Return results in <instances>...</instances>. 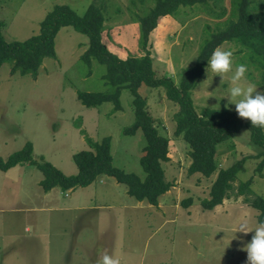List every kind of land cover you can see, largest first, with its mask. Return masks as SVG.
<instances>
[{
    "label": "rangeland",
    "instance_id": "obj_1",
    "mask_svg": "<svg viewBox=\"0 0 264 264\" xmlns=\"http://www.w3.org/2000/svg\"><path fill=\"white\" fill-rule=\"evenodd\" d=\"M91 3L101 10L102 43L110 53L120 60L148 54L155 76L176 85L182 72L195 64L209 34L236 20L232 0H207L205 8L179 6L159 19L144 44L140 19L150 13L154 0H0V31L7 42L24 41L38 33L40 22L55 5H67L82 16ZM261 3L264 0H255L254 5ZM88 45L86 35L63 27L55 38L56 58H45L35 78L11 75L10 63L1 65L0 158L30 142L35 160L72 176L77 174L73 155L91 150L88 140L110 137L112 165L144 180L139 163L146 145L142 130L124 133L135 122L129 90H121L120 110L110 102L85 107L77 99L79 92L115 91L104 80V65L91 59L88 66L81 59ZM219 47L233 52L232 70L245 64V82L264 92L262 59L235 41ZM230 74L221 80L211 73L207 78L204 71L190 91L196 113L222 107L237 113L234 104L226 105V97L219 100L230 86ZM138 92L160 134L169 139V160L163 164L172 184L169 191L152 206L129 196L125 185L104 175L85 188L44 192L43 175L33 165L0 171V264H96L104 253L118 255L121 264H246L241 245L253 232L232 237L241 221L253 226L258 212L235 192L214 209H202L200 202L208 198L216 174L205 178L188 173V146L173 135L177 106L165 97L163 88L141 85ZM260 152L243 127L220 143L216 162L226 169ZM257 161L246 160L233 190L252 179L250 196L264 198V167L259 175ZM188 200L186 207L183 203Z\"/></svg>",
    "mask_w": 264,
    "mask_h": 264
},
{
    "label": "trees",
    "instance_id": "obj_2",
    "mask_svg": "<svg viewBox=\"0 0 264 264\" xmlns=\"http://www.w3.org/2000/svg\"><path fill=\"white\" fill-rule=\"evenodd\" d=\"M155 5L150 13L141 18L144 44L150 32L156 27L161 17L172 15L179 6L207 7V0H154ZM255 0H232L233 16L222 29L210 33L198 54L195 64L185 69L179 83L174 84L169 78H157L152 68V60L147 54L141 58L130 57L120 60L110 53L102 43L103 16L100 8L91 3L86 12L80 16L67 5H55L40 22L36 35L24 41L7 42L0 31V67L10 63V74L31 75L36 77L38 69L45 58L55 59V38L63 27H72L75 31L86 35L89 39L87 50L81 59L90 66L91 59L97 60L106 67L104 80L107 85L114 87L112 94L82 93L77 99L85 107H97L102 103L110 102L114 109L120 110L119 97L121 90L127 88L132 96L134 109V124L126 128L125 134H133L141 129L146 142L140 166L145 173V179L140 180L136 175L127 173L112 165L111 139L105 137L99 142L88 140L91 150L80 151L73 155L77 167V174L66 176L49 162L37 161L33 158V146L27 142L22 149L9 155L6 159L0 158V171L6 172L19 164L35 166L43 175L40 182L44 192L54 188L61 191H72L76 188H85L91 185L98 177L108 176L127 188L129 196L137 201H146L156 206L161 195L169 191L172 184L165 178L163 164L169 160V139L162 136L155 126V121L147 110V103L138 90L141 85L151 88L162 87L165 97L177 106L173 114L175 138H182L188 146L190 165L189 174L198 173L205 178L216 174L211 184L208 198L203 199L201 207L212 210L228 199L232 192L238 196H245L247 204L258 212L257 221L264 220V198L250 196L252 179L240 182L233 190V183L237 174L244 171L246 160L257 161L256 171L262 174L264 167V129L252 126L250 120L241 118L237 113L230 112L222 107L219 110L204 109L196 113L190 97V91L197 80L204 74L207 60L212 51L223 42L235 41L250 49L262 59L264 69V3L254 5ZM264 83V73L262 74ZM243 127L250 136V140L261 148L257 155H249L234 162L230 167L222 169L216 162L217 148L220 143L234 137ZM190 200L184 202V206Z\"/></svg>",
    "mask_w": 264,
    "mask_h": 264
},
{
    "label": "clouds",
    "instance_id": "obj_3",
    "mask_svg": "<svg viewBox=\"0 0 264 264\" xmlns=\"http://www.w3.org/2000/svg\"><path fill=\"white\" fill-rule=\"evenodd\" d=\"M232 67L233 52L217 47L207 60L205 73L207 78L211 73L212 78L218 75L221 80L225 74L231 73L230 86L219 100L226 97V105L234 104L239 117L250 120L252 126L264 128V92L256 91V84L245 82V64L236 65L234 71ZM250 231L253 232L251 239L241 245V250L247 253L246 264H264V220L257 221L253 226L247 220L241 221L236 225L232 239L237 232L247 234ZM96 264H121V259L118 255L104 253Z\"/></svg>",
    "mask_w": 264,
    "mask_h": 264
}]
</instances>
